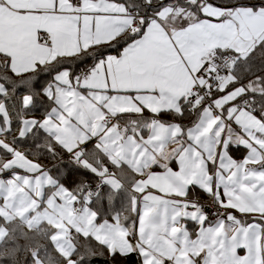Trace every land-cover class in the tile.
<instances>
[{
	"label": "snow or ice",
	"instance_id": "obj_1",
	"mask_svg": "<svg viewBox=\"0 0 264 264\" xmlns=\"http://www.w3.org/2000/svg\"><path fill=\"white\" fill-rule=\"evenodd\" d=\"M0 264H264V0H0Z\"/></svg>",
	"mask_w": 264,
	"mask_h": 264
}]
</instances>
